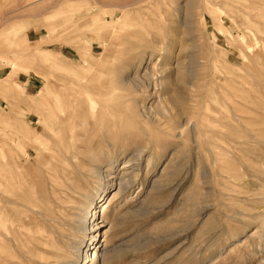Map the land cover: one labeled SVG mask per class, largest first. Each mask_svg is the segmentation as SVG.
Instances as JSON below:
<instances>
[{
	"label": "rangeland",
	"instance_id": "rangeland-1",
	"mask_svg": "<svg viewBox=\"0 0 264 264\" xmlns=\"http://www.w3.org/2000/svg\"><path fill=\"white\" fill-rule=\"evenodd\" d=\"M90 243L264 264V0H0V264Z\"/></svg>",
	"mask_w": 264,
	"mask_h": 264
},
{
	"label": "bare ground",
	"instance_id": "bare-ground-1",
	"mask_svg": "<svg viewBox=\"0 0 264 264\" xmlns=\"http://www.w3.org/2000/svg\"><path fill=\"white\" fill-rule=\"evenodd\" d=\"M155 116V115H154ZM155 120V119H154ZM128 161H126V163H127ZM99 169H101V168H99ZM98 172V171H97ZM104 173V172H103ZM129 172H123L122 174V176L121 177H117L118 178V183H117V181H116V185H117V190L116 191H114V194L113 195H115V194H117V192L118 193H120L121 191H123V190H125V189H127L129 186H130V184L133 182V180L135 179L134 178V176L136 175V174H133V176H129L128 178H125V175L126 174H128ZM107 176V175H106ZM116 176V175H115ZM102 178V177H101ZM107 178H109V176L107 177ZM110 178H114L112 175H111V177ZM113 181H115L114 179H111L110 180V182H113ZM108 183H109V181H106V184L104 185V187H106V185H108ZM101 184V183H100ZM95 197L96 198H99V196L97 195V194H95ZM95 198V199H96ZM97 203H98V199H96V200H94V202H92V203H90L88 206H87V213L89 214V216H87V217H85V218H87V224H86V222L83 224V227H87V229H89L90 230V228H92V226L94 225H92V223H94V218L96 217V215H97V218H98V214H96L97 213V211H96V208H97ZM84 221V220H83ZM82 225V224H81ZM99 227V226H98ZM77 228H79V226H77ZM91 244L92 243H90V244H84L83 245V247L82 248H79L80 250V255H79V257H80V260H79V262L77 263V264H86L88 261L86 260L87 259V257H88V254H87V252L89 251V250H91L92 249V247H90L91 246Z\"/></svg>",
	"mask_w": 264,
	"mask_h": 264
}]
</instances>
